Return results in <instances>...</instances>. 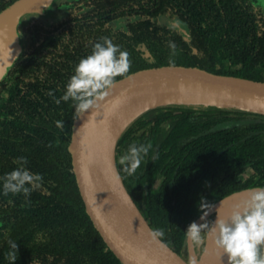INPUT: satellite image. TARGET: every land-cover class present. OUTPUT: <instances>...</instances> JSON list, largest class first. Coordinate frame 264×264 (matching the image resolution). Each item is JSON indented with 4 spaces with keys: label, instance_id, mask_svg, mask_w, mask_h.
<instances>
[{
    "label": "trees",
    "instance_id": "1",
    "mask_svg": "<svg viewBox=\"0 0 264 264\" xmlns=\"http://www.w3.org/2000/svg\"><path fill=\"white\" fill-rule=\"evenodd\" d=\"M13 1L0 0V11ZM73 1L55 3L64 15L54 22L46 20L47 9L22 16V22L39 18L26 32L41 34L39 42L32 39L0 80V175L15 167L14 157L26 156L28 170L43 178L27 198L0 195V264H9L8 239L17 244L13 264H122L85 213L70 172L65 140L74 108L70 100L53 101L74 62L89 53L90 42L110 37L127 51L128 71L171 61L264 81V8L256 0ZM163 16L174 23H161ZM169 41L176 45L174 55ZM132 142L150 147L127 175L117 161ZM115 156L147 223L188 261L191 249L199 250L183 230L189 222H202L201 197L212 205L205 216L211 224L220 199L264 186V114L217 104L162 103L126 125Z\"/></svg>",
    "mask_w": 264,
    "mask_h": 264
},
{
    "label": "water",
    "instance_id": "2",
    "mask_svg": "<svg viewBox=\"0 0 264 264\" xmlns=\"http://www.w3.org/2000/svg\"><path fill=\"white\" fill-rule=\"evenodd\" d=\"M52 0H15L0 11V78L17 58L21 47L17 24L27 12H43ZM162 92L164 100L125 121L126 112L141 98ZM193 98L198 103L217 104L264 114V81L225 73L196 63L160 62L128 71L114 79L109 95L99 107L74 112L69 119L65 148L70 172L85 213L107 247L122 264H188L147 223L124 186L116 165L117 140L143 111L170 100ZM195 103V102H193ZM109 160L115 168L110 167ZM252 188V187H249ZM246 189L236 190L215 205L225 217L223 200L233 204ZM130 197V199H129ZM205 236L197 264H207L212 247ZM193 251V250H192Z\"/></svg>",
    "mask_w": 264,
    "mask_h": 264
},
{
    "label": "clouds",
    "instance_id": "3",
    "mask_svg": "<svg viewBox=\"0 0 264 264\" xmlns=\"http://www.w3.org/2000/svg\"><path fill=\"white\" fill-rule=\"evenodd\" d=\"M90 45L89 53L74 62L60 97L58 99L53 97L57 104L70 100L74 112L78 115L83 114L85 110L93 111L99 107L109 95L114 79L125 75L129 69L127 51L113 43L110 37L102 36L97 41L90 42ZM167 46L172 49L174 55L175 43L169 41ZM55 124L59 128H63L64 125L60 120L55 121ZM149 147L150 145L143 143L128 144L118 158L119 171L132 175L140 166ZM12 162L15 167L0 175V195L23 194L27 198L32 191L40 189L42 175L28 170L25 166L26 156L14 157ZM109 165L115 168L111 160ZM246 192L247 196L232 205L226 218L217 213L211 224L205 220V216L212 205L203 202L201 197L203 211L198 219L202 222H189L183 230L184 238L190 244L199 247L205 236H210L214 247L225 257L224 264H264V186L248 188ZM8 203L11 204L12 201L9 199ZM154 235L161 236L162 233L157 231ZM37 238L41 239L42 234L37 233ZM7 244L9 251L5 258L9 264H13L17 259V244L12 239H8ZM188 264H197L194 256L188 258Z\"/></svg>",
    "mask_w": 264,
    "mask_h": 264
},
{
    "label": "bare ground",
    "instance_id": "4",
    "mask_svg": "<svg viewBox=\"0 0 264 264\" xmlns=\"http://www.w3.org/2000/svg\"><path fill=\"white\" fill-rule=\"evenodd\" d=\"M165 98H167V96L163 95L162 92H155L153 94H150L148 96L141 98L128 109V111L126 112L125 121L129 120L132 116H134L139 111H142L164 100ZM246 196L247 194H244V195L240 194L237 200L233 204L229 202L231 197L223 200L222 206L227 207V209L224 212L225 218L230 212L232 205H234L239 200L245 198ZM206 259H207L206 260L207 264H224V261H225V257H223L222 253L218 249H216L214 245H212V247L210 248Z\"/></svg>",
    "mask_w": 264,
    "mask_h": 264
},
{
    "label": "flooded vegetation",
    "instance_id": "5",
    "mask_svg": "<svg viewBox=\"0 0 264 264\" xmlns=\"http://www.w3.org/2000/svg\"><path fill=\"white\" fill-rule=\"evenodd\" d=\"M63 1L64 0H52V2L50 3V5H49V7L47 8V10L46 11H50V13H49V16L48 17H46V20L47 21H49V22H51V20L54 22L58 17H61L62 16V14L64 15V9L62 10V8H60V7H56V2L57 3H63ZM84 3V2H89V0H75V1H73V3H78V4H80V3H82V2ZM57 5H59V4H57ZM45 11V12H46ZM44 12V13H45ZM66 12H67V9H66ZM64 17V16H63ZM61 18V21H63L64 20V18ZM167 17H169L170 19H171V22L170 23H174V21H173V19H172V17L171 16H167ZM51 18V19H50ZM31 19V21H26V22H22V17H21V19L19 20V22H18V24H17V27H16V29H17V34H18V41H19V44H20V47H21V50H20V52H19V54H18V56L20 55V54H22V52L24 51V49H26V47H27V44L32 40V39H37V41H36V44H38V42H39V38H40V35L41 34H39V36H37V35H35V37H30L29 35H26L27 33V27H28V25H31V23H35L39 18L38 17H35V16H32V18H30ZM56 23V22H55ZM62 25V28H63V26H64V21H63V23L61 24ZM17 56V57H18ZM3 75H5V73L3 74ZM3 77V76H2ZM2 77L0 78V80L2 79Z\"/></svg>",
    "mask_w": 264,
    "mask_h": 264
},
{
    "label": "rangeland",
    "instance_id": "6",
    "mask_svg": "<svg viewBox=\"0 0 264 264\" xmlns=\"http://www.w3.org/2000/svg\"><path fill=\"white\" fill-rule=\"evenodd\" d=\"M257 1V3L261 6V7H263L264 8V0H256ZM160 22L161 23H170L171 22V19L169 18V17H167V16H163V17H161L160 18ZM170 100H185V101H189V102H195V103H198V102H200V101H196V99H193V98H173V99H169V101ZM206 104V103H205ZM215 210V209H214ZM210 214H212L213 215V213H214V215H215V211L213 212V213H211V211L209 212ZM210 218H211V216L210 215H208L206 218H205V220H207L208 222H209V220H210ZM202 247H203V243L199 246V247H197L198 248V250H199V253H195L194 251H192V249H191V256H194L195 257V259H196V261H198V258H199V254L201 253V251H202Z\"/></svg>",
    "mask_w": 264,
    "mask_h": 264
}]
</instances>
